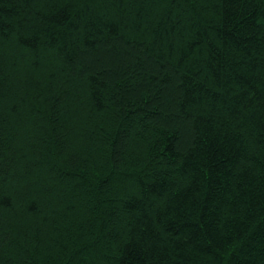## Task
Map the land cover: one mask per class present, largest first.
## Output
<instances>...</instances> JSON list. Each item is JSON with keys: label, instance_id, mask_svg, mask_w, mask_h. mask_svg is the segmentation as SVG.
Instances as JSON below:
<instances>
[{"label": "trees", "instance_id": "16d2710c", "mask_svg": "<svg viewBox=\"0 0 264 264\" xmlns=\"http://www.w3.org/2000/svg\"><path fill=\"white\" fill-rule=\"evenodd\" d=\"M0 264H264V0H0Z\"/></svg>", "mask_w": 264, "mask_h": 264}]
</instances>
